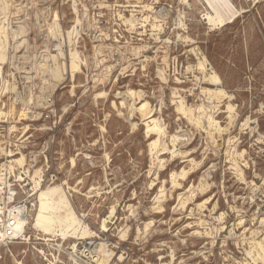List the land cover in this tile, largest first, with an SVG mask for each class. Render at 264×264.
I'll use <instances>...</instances> for the list:
<instances>
[{
  "label": "rangeland",
  "instance_id": "obj_1",
  "mask_svg": "<svg viewBox=\"0 0 264 264\" xmlns=\"http://www.w3.org/2000/svg\"><path fill=\"white\" fill-rule=\"evenodd\" d=\"M157 1H5L10 28L9 56L0 73L6 81L0 77V109L7 111L0 116V166L23 154L30 174L42 168V190L65 182L66 197L94 233L86 241H77L73 264H98L100 256L86 243L96 245L100 238L108 246L104 264H264V223L260 221L264 219V141L257 140L258 132L264 137V0H231L240 15L211 31L201 19L202 6L196 0H188V5L182 0ZM151 3L155 12L150 14L164 20L156 38L137 35L142 30H130L118 16L129 17L133 12L141 18L147 14L142 6ZM180 13L185 15L183 27L178 24ZM55 14L62 29L56 33L51 28ZM77 18L80 22L71 47L87 64H81L82 71L73 78L61 68L63 79L53 80L51 54L60 48L64 55L59 60L67 62L70 47L65 31L76 25ZM185 35L191 40L185 41ZM201 55L208 69L220 76V86L232 94L217 104L214 115L224 129L220 146L212 143L207 123H192L203 98L200 87H211L200 79L197 59ZM103 58L105 62H99ZM110 64L111 69H106ZM128 90L141 91L142 97H132ZM101 91L104 94L95 97ZM229 99L237 113L233 122L226 112ZM143 102H148L166 128L163 141L168 150L158 147V159L149 150L156 136L146 131L141 112L130 111V105L138 107ZM10 104L16 108L14 114L9 113ZM247 117L249 126L241 128ZM174 134L180 139L173 140ZM241 152L245 163L238 156ZM195 162L199 163L192 167ZM182 169L188 174L177 177L180 185L176 186L172 174ZM22 171L15 168L26 181L8 175L3 196L10 195L11 188L15 201L26 205L30 241L0 242V264H70L68 252L74 239L44 241L32 228L42 190L33 194L28 173ZM200 181L208 183L203 193ZM161 186L163 207L156 210ZM198 203L205 207L199 208ZM112 207L114 216L102 231L100 221ZM147 222L151 224L144 232ZM126 227L128 237L122 240L121 230ZM251 246L260 253L256 262L247 254Z\"/></svg>",
  "mask_w": 264,
  "mask_h": 264
},
{
  "label": "bare ground",
  "instance_id": "obj_2",
  "mask_svg": "<svg viewBox=\"0 0 264 264\" xmlns=\"http://www.w3.org/2000/svg\"><path fill=\"white\" fill-rule=\"evenodd\" d=\"M5 1L6 0H4V2H3V6H4L3 10L4 11L1 12V13H5V14L4 15L0 14V16H1L0 17V73L2 70V65H4L6 63L7 58L9 56L8 50H7L8 49L7 27L9 25L6 22V14L8 13V3ZM182 1H184L187 5L189 4L188 0H182ZM196 1L198 3H201V6H202L201 19L206 20V24L208 26L207 29L210 31L214 30V29H218V28H223L228 23L235 22L236 18L240 15V9L236 8L231 0H196ZM253 1L256 2L259 0H253ZM155 3H158V1L155 0ZM134 7H136V5H134ZM142 7L144 10H147V14L143 15L141 18H137L133 12L130 13L129 17L124 16L120 13H118V16L120 19L123 20V23H126L127 25H129L130 30L141 29L142 30L141 32L136 31L137 35L145 36V35L149 34L150 36L156 38L155 36L162 31V24L160 23L161 20H159L160 18L158 19L159 16L157 17L153 14H150V12H155L154 11L155 7L152 5V3L151 4H144ZM75 11H76V9H75ZM132 11H135V10H132ZM178 16H179V18H178L179 23L178 24L182 27L185 26V24L183 22L185 15L183 13H180ZM58 19H59V17L57 16V14H55V16L51 22V28H53L55 30V33H56V31L57 32L62 31L61 25H60ZM74 21H76V25L73 26L72 29L65 31L66 35H67V39H68V41H67V39H66V41L69 43V47H70L69 51H68L69 53H68L67 62H62V61L60 62V60H59V56L64 55L62 49L59 48L57 54H51V59L53 61V64L51 63L52 67L50 69L49 68L48 69L50 71L49 74H50L51 78H53V80L63 79V74H64L62 71L63 69L66 70L70 74V76L73 78L77 72L82 71L81 70V64H85V65L87 64L86 59L81 57L80 52L75 47H71L74 43V41L72 39V35H74L73 34L74 32L77 33L78 24H79L80 20L77 18V20H74ZM146 22L149 23L150 28H148V29L146 28V26H147V24H145ZM11 27H13V26H11ZM8 28H10V27H8ZM14 28H16V27L14 26ZM18 31H19V28H18ZM147 31H150V33H147ZM157 31H159V32H157ZM63 34H65V33H63ZM177 35L180 37V34H177ZM9 36H10V34H9ZM14 36H17V35H14ZM60 38H62V36ZM184 38H185V41L190 39L188 35H185ZM63 39H64V37H63ZM139 40H142V38H139ZM25 42L26 41H24V43ZM136 50H137V52H139L140 47H137ZM190 51L194 55H198V51L195 48L190 49ZM201 56H199L197 59L198 60L197 65H198L199 69L201 70V74H202L200 79L203 83H208L211 87H203V86L200 87V91H199L200 95L199 96H201L203 98L201 99L202 102L196 105L195 109H196L197 114H196V116H194L195 120L193 119L192 123H194V124L199 123L201 126H202V124L207 123L208 127L212 128V130H215V132H209L212 130L208 129L209 130L208 134H210V136H211L210 138L213 141L212 143L215 144L216 146H220L222 144V133H223L224 129L221 128V125L215 119L214 115L217 112V104L222 102L223 99L231 98L232 94L227 93L223 89V87L220 86V84H222L220 76L214 70L208 69L206 57H204V56L201 57ZM99 62H105V59L103 58ZM45 67H46V65H45ZM106 67H105L106 69L110 70L111 64L107 65ZM61 68H63V69H61ZM190 68H191V66L187 67V69H190ZM44 69H46V68H44ZM104 74H105V72H104ZM0 77L2 78L1 81L5 83L6 81H4V78L1 74H0ZM161 78H163V76ZM163 79L165 80V78H163ZM176 80L182 82L179 79H176ZM48 84H50V82ZM2 85H4V84H2ZM4 88H5V86H4ZM128 91L132 97H135V98L137 97L138 99H140L142 97L141 91H135V90H128ZM103 94H104V92L101 91V92L95 94V97L98 95H103ZM138 103H140V102H138ZM121 104L123 105L124 102H121ZM10 106H11V104H10ZM130 107H131V110L130 109L129 110L131 111V113H133L135 110H137L138 112H141L142 120H146L145 121L146 131L148 133L156 136V138L152 139V141L150 142L149 150H150V154L153 157L158 159V147L160 148V146L162 145L163 150H168V147L166 146V144L163 141L164 137L166 135V128H165L164 124L162 123L160 118L155 117V113H153V108L149 107L148 102H143L138 107L136 106L135 103H133L132 105H130ZM15 109H16L15 106L12 105L11 108L9 109V113L11 112V114H14ZM226 110H227L226 112H228V114H229L228 119L230 118V120H232V122H233V120H235L237 117V113L235 110V105L233 103H231L230 99L226 103ZM177 112H179L178 108H177ZM184 113L186 114V117H188V114H187L188 111L185 110ZM6 114H7V111L5 112V111H2L0 109V116L1 115L5 116ZM19 114H20V116L25 115L21 111H19ZM0 119H1V117H0ZM249 121H251V120L249 117H247L245 119V121L241 123V128L247 126L249 124ZM135 125L136 124L133 123V127ZM255 126H257V125H255ZM12 127H13V125H12ZM250 128H251V126H250ZM214 133H216V136H214ZM257 136H258L257 140L259 141V143L260 142L263 143L264 137H263L262 133L258 132ZM172 139L178 140V139H180V137H179V135L174 134L172 136ZM0 150L2 151L3 147L0 146ZM8 152H10V154L8 156L11 157L12 156L11 150ZM19 153H21V152H19ZM174 153H175V151L172 150V155ZM238 156H240L242 161H244L243 152H241ZM232 158L233 157L229 156V159L232 162H234L232 160ZM25 159H26L25 155L22 154L20 157L12 159L11 161H8V163H6L7 162L6 161L5 163H2V165L0 166V242H4L8 238L17 239L20 241V243H23V244L29 243V241H30V237H28V235L26 234V226L29 224L28 217L24 212L26 205L20 204L19 202L15 201V198H14L15 193H14V191H12L11 188H9V191H11L12 193H10V195H8L7 197L3 196V194L5 193L3 191V189L5 188L4 185L9 186L8 182H7V176L8 175L13 174L15 179H17L20 182L26 181L21 176V172H18V173L15 172L16 167L17 168L19 167L20 169H22L23 170L22 172H24L26 174L28 173L27 176H29V179L32 182L31 184H33V186H32L33 194H36L38 191L42 190V187H41L42 172H43L42 168L39 167L36 169H32L33 172H32V174H30V169H29V167L26 166V164H25L26 160ZM71 162L74 164L73 158H71ZM160 162H161V159H160ZM198 163L197 162L193 163L194 165L192 167H194ZM243 163H245V161ZM155 164L153 163V166ZM162 165H163V163L161 162V166ZM187 174H188V171L185 169H182L179 173H173L172 174V182L174 183V185H176V186L180 185L178 180H176L177 177L185 178L187 176ZM153 175H154V177H153L154 179L151 182H154L157 174L154 173ZM240 175H241V173H240ZM64 183L65 182L62 181L61 183L54 184L53 186L47 187V189L40 191V193L38 194L39 203L37 206H35V212H34V215L32 216V220H31L30 224H31L32 228L38 232L37 235L41 236V237H39V239H41V240H44V241L62 240V242H64L68 238L74 239V243L71 244L72 245L71 246L72 251L68 252V254L70 256L69 263L73 264L72 263L73 261L71 262V259L76 260V258H77V257L75 258V256H73L78 249L77 241L89 239L90 237H92L94 235V233L81 220V218L77 214L74 206L66 197L65 191L67 189L65 190V188L63 187ZM162 186H161V189L158 190V193L155 197L157 205L154 206V208L156 210H161V208L163 207L161 200L165 196H164V190L162 189ZM199 186H200V192L203 193L205 191V189L208 187V183L205 181L204 182L200 181ZM68 189H70L69 186H68ZM197 205L199 208L205 207V203H198ZM114 210H115L114 207H112L109 215H107V217L103 218L102 221H100V223H101L100 227H101L102 231L107 230V222L109 221V219L112 216H114ZM157 212H159V211H157ZM219 215L220 216H218V218H216V219H218L220 221V220H222V214H219ZM260 221L264 223L263 218H261ZM239 223H241V220L239 221ZM150 224H151V222H147L144 224V232L147 231ZM121 226H123V225H121ZM127 227H126V229L122 228V230H121L122 234L120 236L122 237V240H126L128 237V228ZM221 228H223V226H221L220 229ZM118 232H120V231H118ZM137 233H140V228H137ZM115 234H116V232H115ZM90 242L86 243L87 244L86 246H88L90 244L88 249H90V250L94 249V251L96 253H98V255L100 256L99 260L97 258V261L100 264H104V259H106V257L108 256L105 253L106 252L105 250L108 248L107 243H105L104 241H101V238H100V242H97L98 244H96V245H94L95 242L94 243H92L93 241L91 243ZM92 246H94L93 249H91ZM251 248H252L251 250L247 251V254L251 257L253 262H256L257 259H259L260 253L257 252L253 246H251ZM79 251H81V250H79ZM110 251H112V250H110ZM24 252H26V251H24ZM41 252L44 253L43 251H41ZM55 258H56V256H55ZM78 258H79V256H78ZM122 258H123V256L120 255L118 259L121 261ZM81 261L82 260H80V263H81ZM16 264H22V263L16 262ZM50 264H56V263H54V261H52Z\"/></svg>",
  "mask_w": 264,
  "mask_h": 264
},
{
  "label": "built area",
  "instance_id": "obj_3",
  "mask_svg": "<svg viewBox=\"0 0 264 264\" xmlns=\"http://www.w3.org/2000/svg\"><path fill=\"white\" fill-rule=\"evenodd\" d=\"M162 22H163V24H164V20H163ZM162 22H161V23H162ZM163 24H162V26H163Z\"/></svg>",
  "mask_w": 264,
  "mask_h": 264
}]
</instances>
